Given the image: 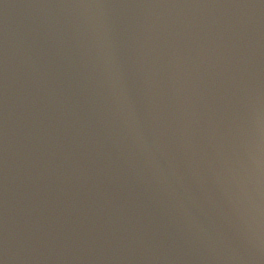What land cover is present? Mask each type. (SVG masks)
I'll use <instances>...</instances> for the list:
<instances>
[{"label": "water", "instance_id": "1", "mask_svg": "<svg viewBox=\"0 0 264 264\" xmlns=\"http://www.w3.org/2000/svg\"><path fill=\"white\" fill-rule=\"evenodd\" d=\"M0 264H264V0H0Z\"/></svg>", "mask_w": 264, "mask_h": 264}]
</instances>
